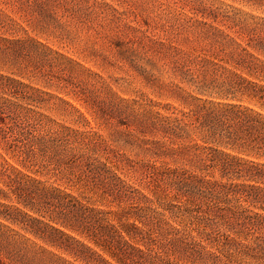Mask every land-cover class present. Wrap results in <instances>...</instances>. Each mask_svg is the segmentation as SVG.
Here are the masks:
<instances>
[{
    "label": "trees",
    "instance_id": "1",
    "mask_svg": "<svg viewBox=\"0 0 264 264\" xmlns=\"http://www.w3.org/2000/svg\"><path fill=\"white\" fill-rule=\"evenodd\" d=\"M178 1L149 0L154 24L133 0H0V142L16 161L0 152V264H264V16ZM95 21L114 64L166 102L121 96L48 42ZM67 96L108 137L42 112L87 128Z\"/></svg>",
    "mask_w": 264,
    "mask_h": 264
},
{
    "label": "rangeland",
    "instance_id": "2",
    "mask_svg": "<svg viewBox=\"0 0 264 264\" xmlns=\"http://www.w3.org/2000/svg\"><path fill=\"white\" fill-rule=\"evenodd\" d=\"M112 1V0H108ZM164 2V4H174V2H180L178 0H159ZM225 4H229L235 8L241 9L244 12L256 15V16H264V6L256 5L253 2H247L245 0H219ZM264 1V0H263ZM116 3V1H113ZM135 6L132 7V10L138 14V12H142V16L145 18H149L151 22L155 24L158 20L157 16L163 15V12L158 8V3L149 2V0H133ZM157 6V8H156ZM136 8V9H135ZM164 8V7H163ZM189 9H186V12ZM189 13V11H188ZM134 18V17H132ZM130 18V19H132ZM101 22L95 21V36L91 35L93 32H88L86 29H81L78 34V39H76L72 43H61L57 39L49 38L48 42L57 49L65 52L69 56L73 57L74 59L79 60L87 67L91 68L96 73L102 75L108 82L114 83V90L124 96L126 98H132L139 96L140 94L144 93L148 97L154 100H160L166 102L162 99H159L157 96L151 93V91L146 88L141 80L133 74L128 69V66L124 63L114 64V57L112 55L111 50L108 49L106 40H102L99 38L97 33L98 31H102ZM45 40V38H43ZM92 42L94 44H92ZM114 64V65H113ZM62 70V69H61ZM64 79L70 78L69 72H61ZM77 76H82V79H85L84 75L81 72L76 73ZM100 79L95 75V92L101 88ZM61 88V87H58ZM56 87H52L51 91L62 96H65V91H61ZM68 91V89H62ZM84 114L87 120L90 122V125L87 128H84L81 124L75 125L72 121V118L62 116L59 112L53 110H42L45 114L49 115L51 118L55 119L57 122L66 124L68 126H73L75 128H79L80 130H92L99 132L105 137H108L109 129L105 126H101L98 124V121L95 119V116L92 112H90L87 107L81 102L72 99L71 97L67 96ZM174 103L178 106L177 103L173 101H169ZM68 113V112H67ZM76 117V115H74ZM81 136H90V134H83ZM16 136H12L9 138V141H13V138ZM18 137V136H17ZM4 147L3 143L0 142V152H2L5 158L11 163L16 165V161L10 157V155H6L2 148ZM132 158L142 159L143 155L138 154L136 151H132L130 148H123L121 151ZM133 182H137L139 180L136 174H132ZM46 179L45 177H43ZM55 179H52L53 182Z\"/></svg>",
    "mask_w": 264,
    "mask_h": 264
}]
</instances>
